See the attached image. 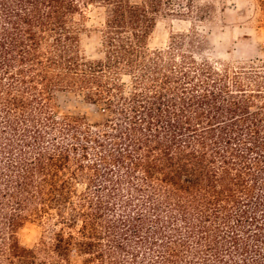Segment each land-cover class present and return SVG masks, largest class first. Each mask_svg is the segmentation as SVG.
<instances>
[{
	"label": "trees",
	"instance_id": "trees-1",
	"mask_svg": "<svg viewBox=\"0 0 264 264\" xmlns=\"http://www.w3.org/2000/svg\"><path fill=\"white\" fill-rule=\"evenodd\" d=\"M92 5L97 58L81 44ZM194 7L0 0V264H264V58L202 57L195 29L149 47L159 16ZM58 92L106 117L58 116Z\"/></svg>",
	"mask_w": 264,
	"mask_h": 264
},
{
	"label": "rangeland",
	"instance_id": "rangeland-1",
	"mask_svg": "<svg viewBox=\"0 0 264 264\" xmlns=\"http://www.w3.org/2000/svg\"><path fill=\"white\" fill-rule=\"evenodd\" d=\"M178 1V0H174ZM193 1L194 13L189 16L161 15L149 38L151 49H163L173 34L197 30L204 40L200 56L229 63L264 58V18L259 0H182ZM200 9V10H199ZM198 10V11H197ZM200 13L201 17L197 14ZM104 9L89 6L82 20L81 44L87 56L102 55V28ZM129 86L130 80L124 78ZM58 116L82 115L96 123L106 117L102 104L87 102L74 92H58L54 99ZM43 227L38 222H28L20 231L22 242L35 246ZM72 264H85L75 256Z\"/></svg>",
	"mask_w": 264,
	"mask_h": 264
}]
</instances>
